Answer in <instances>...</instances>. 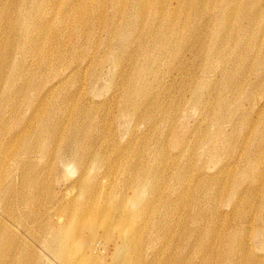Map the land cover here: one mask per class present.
I'll return each mask as SVG.
<instances>
[{"label": "bare ground", "instance_id": "6f19581e", "mask_svg": "<svg viewBox=\"0 0 264 264\" xmlns=\"http://www.w3.org/2000/svg\"><path fill=\"white\" fill-rule=\"evenodd\" d=\"M0 6L4 7L0 10V18L6 6L19 9L10 28L22 41L14 49L19 55L30 53L39 64L34 80L31 78L33 68H28L32 66L30 61L14 62L5 80L6 88L0 92V253L5 249L3 242L10 235L14 236L11 221L5 222L7 215L13 216L24 209L29 220L47 229L50 240L46 247L62 264H103L105 259L100 254L106 250L108 242L113 251L111 261L106 264H169L171 259L183 264V260H177L172 253L165 260L162 255L164 248L178 241L168 234L171 233L172 224L170 227L168 224L173 221L172 214L175 218L176 212L185 210L190 226L199 223L204 215L210 218L209 226L201 233L207 240L203 247L204 264H210L213 247L219 241L225 244L226 241L219 227L218 207H201V195L212 194L214 200L217 199L219 192L215 185L220 184L223 176H227L231 193L236 196L233 202L230 199L231 212H226V217L233 215L241 223L236 225L237 236L257 225L250 221V211L245 207L253 204L255 195L264 192L261 186L262 191L250 186V183H258L256 179L264 174V169L258 171L257 177L254 171L251 180L239 181V172H252V168H241L240 162L235 161V165L229 162L221 165L216 176L209 172L198 176L191 171L193 157L187 155L191 150L189 140L184 139L175 142L181 148L178 159L158 158V165L152 167L151 160L156 157L151 152L137 156L138 133L143 129L135 133V139L133 136L125 143L123 152L116 138L120 136L119 128H133L138 120H150L149 130L158 127H155V116L147 101L154 95L148 91L147 76L159 74L164 66L173 71L172 60L183 65L186 48L194 44L190 49L201 60L205 75L202 76L204 80H194L191 101L195 105L203 103L201 90L212 85V77L216 79L217 76L214 71L219 67L218 73L223 77L215 83L218 85L215 96L211 95L217 110L214 115L216 130L208 137L214 140V148L222 150L226 144L238 148V125L242 124L240 118L244 119L247 111L244 106L231 111L230 99L223 91L224 88L238 91L247 85L254 86L255 82L247 76L253 69H257V76H260L264 69V0H14L12 3L0 0ZM35 6L42 8L37 18H34ZM52 7L56 8V15L63 13L64 18L56 22L58 17L50 15ZM105 10L111 18L108 19ZM86 12L92 13L90 17L96 23L108 24V37L103 40V46L96 40L79 53L85 30L83 27L75 32L71 29L73 21H77L72 14L80 18L87 16ZM177 14L180 20H176ZM33 24L35 29L31 31ZM2 31L4 29L0 28V35ZM61 31L71 37L75 33L76 43L71 45L73 55L68 54V44L50 51L40 43L51 37L55 40ZM194 37L196 40L192 42ZM168 58H171L169 63ZM229 61L233 68H224L222 64ZM79 73L88 76L87 88L65 96L61 102L57 97L52 98L55 93L53 80L63 82ZM171 75L160 79L159 85L170 81ZM114 78H118L116 88L102 106L118 104L115 127L109 126L107 121L99 124L98 110L102 109L91 105L95 103L98 87ZM13 88H17L14 93L11 92ZM28 89L32 92L26 96ZM77 100L76 107L71 109L69 104ZM227 126L231 132L227 131ZM135 127L139 128L138 122ZM252 131L253 134L255 131V139L261 137L258 127ZM163 134L167 139L173 136V130L167 127ZM253 151L258 150L248 147L246 153ZM112 152H116L115 157ZM163 153L164 150L161 155ZM250 157L245 159L249 165L252 163ZM50 160H53L51 172L59 166L67 169L71 163L77 164L79 174L72 187L80 189V196L83 189L86 192L74 209L65 210L67 221L61 225L53 221L64 205L61 194L55 196L49 192L46 197H39V190L45 183L41 166ZM95 161L107 166L105 177L118 179L116 187L103 192L105 188L99 179L91 181L86 177L89 166ZM168 172L170 181H163ZM10 195L15 198L14 204L9 202ZM258 206L263 220L264 199ZM156 215L162 221H156ZM17 222L21 225L23 219ZM259 235L258 239H263L264 231ZM230 240L229 236L227 244ZM245 245L240 246L245 249ZM0 260L3 257L0 256Z\"/></svg>", "mask_w": 264, "mask_h": 264}, {"label": "rangeland", "instance_id": "374dc122", "mask_svg": "<svg viewBox=\"0 0 264 264\" xmlns=\"http://www.w3.org/2000/svg\"><path fill=\"white\" fill-rule=\"evenodd\" d=\"M4 1H7L8 3L14 2V0ZM6 7V11L1 15L2 18H0V28L4 29L0 35V92L3 90V88H6L5 80L11 71L10 69L12 65L15 64L17 60L22 63L26 60L30 61L29 65L32 66L27 67L33 68L31 69V73H33L31 78L34 80L37 77V71L39 69V64L35 56L33 57V55L30 53H22L19 55L18 51L14 49V46H17L22 41L21 36L14 34V31L10 28V26L13 27V22H15L17 15H19V9L8 6ZM2 8L4 7L0 6V10ZM40 9L42 8L38 6L33 8V11L35 12L34 18H37L38 14L40 13ZM55 9L56 8L53 7L50 8V15L52 14V16L55 18L58 17L55 19V21L58 22L57 20L64 18V14H59V16L56 15V13H54ZM104 12L108 14V19L111 18V14H109L107 10ZM86 14L88 17L84 15L82 16L84 22L81 20L82 17L79 18L78 16L75 18L74 14H72V17L77 21H73L71 29L75 32L77 28L83 27L85 30L83 32L84 36H82V40L80 42L81 45L79 47V53L86 51L85 49H87V46L93 41L96 42V40H99V46H103V40L105 41V39L108 37V24H106V26V22H100L98 24L96 21L91 19L90 16L92 13L86 12ZM179 18L181 19L180 15L177 14L176 20H180ZM82 22L83 25L81 24ZM34 29L35 27L33 24L30 27V30L33 31ZM195 40V37L192 38V42H195ZM8 43H10V45H8ZM40 43L47 47L48 50L50 49V51H55V49L60 48L62 44H68L70 45L68 54L73 55L74 52L71 50V45L76 43L75 33L71 37L61 31L55 40L53 37H51L45 42L41 40ZM193 45L194 44H190V47L186 48V51L184 52V58L186 59L184 60V58H182V60H184L183 65H180L179 61L172 60L170 65L171 68H174L173 71H170V68L163 65L164 69H162L159 74L152 73L147 76L149 86L148 91H151L154 94L153 97L149 98L147 101L150 104L155 116L153 118L156 123L155 127H158L155 130H149L148 125L151 122L150 120L143 119L135 121L133 128H119L118 131L120 132V136L116 138V142L118 145H121L120 150L123 152L124 150L122 148L124 147L125 143H127V141L133 136V139H135L137 137L135 136V133H138L140 129H143V132L138 133L139 137L136 145L138 147L137 156H145L151 152L156 157V159L151 160V165L152 167H156L158 165L157 163H159L157 161L158 158L160 159L164 157L166 159L171 158L172 160L178 159L179 154L181 153V148L175 145V142L183 139L185 141L189 140L188 143L190 145L191 151H189V154L187 155H192L191 157H193V168L191 169L193 174H197L199 176L205 172H209L214 173L213 175L216 176L218 168L224 163L229 162V164L235 165L234 162L239 161L240 166H242L241 168L251 167L252 172H250V170H248V172H239L238 180H251L252 175H254V171L256 172L257 177L258 171L264 169V153L262 152L264 151V69H261L262 72H260V76H257V74H259L257 69H253V73L250 72V74L247 76L251 79L252 83L255 82L254 86L250 87L247 85L244 90L238 91H228L227 88H224V95H226L231 102V111L234 112L237 108L240 110L239 108L244 106L246 109L245 111H247V116L244 119L240 118L242 124L238 125L237 141L240 144L238 148L233 149L232 146L228 144H226L222 150L219 148H214V140H211L208 137V134H213L216 130L214 115L217 110L215 107H213L214 105L211 95H213V97L215 96V92L217 91L216 87H218V85L215 83H219V80L223 77V75L218 73V67V69L214 71L216 72L217 76L216 79L215 77H212V85L201 90L203 103L201 105L193 104L191 101L193 82L194 80H204V77L202 76L205 75L201 70V60L196 58L194 51L190 49ZM98 52L100 54L102 53L99 47ZM88 53L89 52L86 54L88 55ZM259 58H261V55ZM170 60L171 58L167 59L168 63ZM222 66L224 68H233V64L230 61L228 63L222 64ZM242 71H244V69ZM85 74H75L68 77L63 82L53 80L55 93L52 98L57 97V101L61 102L65 96L75 92L77 93L80 88H87L88 76H85ZM169 74H172L171 80L166 82V84L159 85L158 81L163 78L166 79V77H169ZM210 75L212 76V74ZM192 79L193 81H191ZM117 81L118 78H114L110 81H107L108 83L103 82L96 90V95L94 97L95 103L91 105L93 107H100L102 109L98 110V114H100L99 124L107 121L109 126L111 124L113 127H115V117L119 112L118 104L116 103L117 106L113 104L110 107L102 106V103L110 97L109 95H111V93H113V90L116 88L115 83ZM16 90L17 88H13L11 92L14 93ZM30 92H32V89H28L25 92V95L27 96V94ZM88 96L91 97L92 95L88 94ZM50 101L52 100L50 99ZM76 103H78V100L74 104H69V107H71V109L75 108ZM75 112L76 110L72 111L71 114L73 115ZM14 120L15 118L12 121ZM244 121H246V123H244ZM137 122L139 124V128L135 127ZM256 123L260 124L257 125ZM255 126L258 127L259 131L261 132V137H257V139L254 137L256 130L254 131V134L252 131L253 128L256 129ZM167 127L173 130V136L170 135L171 138L168 136L166 139L165 135L163 134V130H165ZM226 129L228 132H231L229 126H227ZM57 144H59V142ZM248 147H254V149L258 151L246 153ZM163 150L164 153L161 155V151ZM115 153L116 152H112V156L115 157ZM1 155L2 153L0 152V156ZM249 155L252 159V163L250 165L245 161ZM213 158H219V160L216 161ZM52 162L53 160H50L41 166V171L43 174H45V183H43V186L39 190V197H46L49 192H53L55 196H60L61 194V203L64 205L59 210V213L53 217V221L57 225H61L65 224L67 221L65 210L74 209L76 207L74 205L80 203L83 200L82 196L83 194L86 195V192L83 189L82 196H80V189L72 187L73 181H75L79 174L77 172V164L75 165V163H71L70 167L67 169H63L61 166H59L58 170H53L51 172ZM167 168L170 171V168ZM106 171L107 166H105L100 161H95L89 166L86 176L91 181L99 179L100 182H102V186L105 188L103 189V192H105L107 189H111L112 186L113 188L116 187L118 181V179H109L105 177L104 172ZM231 171H233V169ZM246 172L247 174H245ZM1 173L2 172L0 171V175ZM164 177L165 178L163 181H170L169 172L166 175L164 174ZM204 178V176H201V179ZM227 180V176H223L220 184L215 185L216 192H219V195L216 196L217 199L214 200V196L212 194L207 195L202 193L201 195V207L207 208L213 205L214 207H218L220 212V218L218 219V222L220 223L219 227L222 233L225 234L223 237L226 241V244L222 241H219L217 242L216 246L213 247L212 254L209 256V261L211 262L210 264H264V238L261 240L258 239L260 236L259 232L264 231V212L262 218L263 220H261V209H259L258 206L260 200L264 199V192L255 195L253 204L246 205L245 207L247 211H250V221H255L257 225H254L253 227L251 226L248 228L249 232L246 234L240 233L241 236L238 237L237 235L239 234V231L236 228V225H241V223L233 215L226 217V214L231 212L230 199H232V202L236 199V196L232 195L231 193V187L229 186ZM256 181L258 183L253 185L250 183V186L256 188L257 191H262L259 186L264 188V174L258 177ZM204 183L202 185H204ZM9 199L10 203H15V198L13 196L10 195ZM68 202L70 203L68 204ZM14 214L15 215L13 216H10V214L9 216L7 215V217L5 216V222H8L9 224V221H11L13 225L11 226V230L13 231L12 233L14 236L10 235V237L5 242H3L5 243V249L3 253H0V256L3 257V260H0V264H62L50 253L46 247V243H48L50 240L47 229L41 228L39 224L29 220L30 216L26 215L24 209H22L21 212L19 211L18 213L16 212ZM224 217L227 220H225ZM17 219H19V221L20 219H23V224L18 225ZM172 219L173 221H169L168 224L169 227L172 224L171 233L168 234L172 235L173 238L178 239V241L171 243L172 245L175 244V246L171 247L172 245L169 244L166 248H164L163 251H165V253L162 255L164 260L167 259V257L172 253L174 254L172 256L177 260L182 259L183 264H204L206 260L203 247L207 245L205 243L207 240L202 238L201 233L204 232L205 228L209 226V216L204 215L200 217L199 223L192 224L191 226L189 215L186 214L185 210H179L176 212L175 218L172 214ZM156 221H162L161 217L157 216ZM44 222L45 220L43 219V225ZM227 223L232 224L233 226L229 227ZM176 225H178V227ZM229 236L231 240L230 243L227 244V239ZM179 240L181 241L180 243H178ZM242 243L244 245L246 243L245 249L240 246ZM109 247L110 242L107 243L106 250L100 254L101 258L103 260L105 259L103 264L109 263L111 261L110 255L113 251V248ZM152 255L153 253L151 256ZM229 259H232L231 263H229ZM169 262V264H178L172 259Z\"/></svg>", "mask_w": 264, "mask_h": 264}]
</instances>
